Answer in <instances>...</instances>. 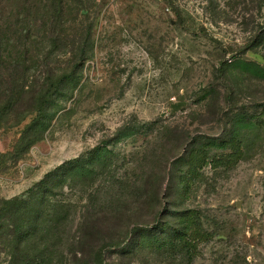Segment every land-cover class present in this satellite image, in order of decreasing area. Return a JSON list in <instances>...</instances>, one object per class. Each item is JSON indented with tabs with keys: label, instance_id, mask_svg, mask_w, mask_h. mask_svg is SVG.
<instances>
[{
	"label": "rangeland",
	"instance_id": "obj_1",
	"mask_svg": "<svg viewBox=\"0 0 264 264\" xmlns=\"http://www.w3.org/2000/svg\"><path fill=\"white\" fill-rule=\"evenodd\" d=\"M62 1L60 23L51 25L50 0H0L4 74H22L24 84L0 126V200L25 195L46 172L106 147L90 177L54 191L69 217L58 230L66 259L96 247L106 264H170L147 249L131 256L120 248L136 229L193 211L212 232L194 264H264V111L261 125L240 136V150L214 149L213 162L193 153L197 166L185 172L184 189L185 165L177 161L194 142L224 137L236 111L260 112L264 79L232 63L264 68V44L246 47L264 24V0ZM86 37L91 56L79 64L74 52ZM19 56L24 67H16ZM50 77L63 80L65 96L48 111L41 138L35 129L21 135L29 117L15 124ZM126 125L139 132L118 137Z\"/></svg>",
	"mask_w": 264,
	"mask_h": 264
},
{
	"label": "trees",
	"instance_id": "obj_2",
	"mask_svg": "<svg viewBox=\"0 0 264 264\" xmlns=\"http://www.w3.org/2000/svg\"><path fill=\"white\" fill-rule=\"evenodd\" d=\"M50 2L51 6H49L47 15L48 22L52 25L61 19L64 2L62 0H50ZM78 11L82 15L85 14L82 7ZM88 40L89 37L83 38L76 46L74 55L79 64L91 56L92 44L89 45ZM263 44L264 24L259 27L246 47L254 49ZM6 51L5 48L4 52ZM19 57L16 67H24V62L21 56ZM9 62L0 52L2 69L0 74V126L5 116L19 103L22 97L20 88H24V84L19 83L23 79L22 74L17 78H12L8 72L4 74L8 70ZM232 64L241 71L264 79V68L255 61L236 58ZM221 68L225 70V66ZM74 78L70 76L68 80L73 82ZM62 82L61 79L50 77L48 87L32 93L23 115L15 124L19 126L24 119L29 117L21 130V135L35 129L38 135L35 140L41 138L51 119L48 111L60 105V101L65 96ZM258 108H260L258 114L244 109L236 111L232 115L224 137H204L201 142H194L187 154L177 158L179 163L183 162L185 165L184 171L178 176L182 189L186 186L185 172L189 170L193 172L197 166L192 154L200 155L197 157L199 161L206 162L210 158L213 162L214 159L210 152L214 149L225 150L234 146L240 150L243 142L240 138L242 133L249 128L261 125L258 115L264 111V101L257 103L256 109ZM146 125L147 123H143L139 128ZM139 128L122 126L117 136H132L139 132ZM108 152L106 147H97L88 155L64 162L46 172L25 195L0 200V245H3L8 237V245L5 243L6 264H106L101 249L96 247L87 252L72 251L70 253L72 257L66 259V255L59 246L61 238L58 230L69 221V217L65 205L54 191L63 187V181L70 183L76 177H90L92 172L105 163ZM64 168H67L66 174L63 173ZM173 216L177 222L162 221L152 228L136 229L120 251L125 255L134 256L138 250L147 249L152 254L163 256L164 259L169 260L170 264H194L199 255V246L211 240L212 232L203 227L196 212L174 211Z\"/></svg>",
	"mask_w": 264,
	"mask_h": 264
}]
</instances>
